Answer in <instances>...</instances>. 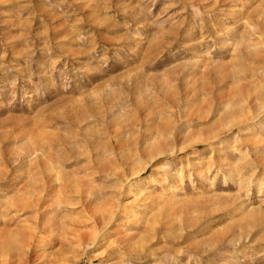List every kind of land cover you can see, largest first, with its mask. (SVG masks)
I'll use <instances>...</instances> for the list:
<instances>
[{"label": "rangeland", "instance_id": "374dc122", "mask_svg": "<svg viewBox=\"0 0 264 264\" xmlns=\"http://www.w3.org/2000/svg\"><path fill=\"white\" fill-rule=\"evenodd\" d=\"M0 264H264V0H0Z\"/></svg>", "mask_w": 264, "mask_h": 264}, {"label": "bare ground", "instance_id": "6f19581e", "mask_svg": "<svg viewBox=\"0 0 264 264\" xmlns=\"http://www.w3.org/2000/svg\"><path fill=\"white\" fill-rule=\"evenodd\" d=\"M244 119V118H243ZM242 119V120H243ZM248 121V120H247ZM241 122V121H240ZM243 122V121H242ZM234 123V122H233ZM240 124V123H239ZM232 126L234 125V124H231ZM231 126V127H232ZM51 170H53V168L51 169ZM32 197H34L35 198V200L34 201H32L33 202V205L34 206H36V207H38V209H40L41 208V204H39V202H40V199H41V195H40V197H36V196H32ZM37 198V199H36ZM109 214L107 215V214H104L103 216H102V219L99 221V222H102V223H105L104 225H106L107 223H111L112 222V220H114V218L116 217V214H117V212H116V210H114V209H112L110 212H108ZM99 224V226H100V223H98ZM96 233L97 232H95V234L93 235V242L95 243L96 242V240H97V238H98V234L96 235ZM98 233L100 234V232L98 231Z\"/></svg>", "mask_w": 264, "mask_h": 264}]
</instances>
